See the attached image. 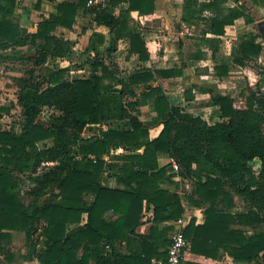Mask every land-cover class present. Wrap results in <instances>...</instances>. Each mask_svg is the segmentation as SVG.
<instances>
[{
  "label": "trees",
  "instance_id": "trees-1",
  "mask_svg": "<svg viewBox=\"0 0 264 264\" xmlns=\"http://www.w3.org/2000/svg\"><path fill=\"white\" fill-rule=\"evenodd\" d=\"M42 1L35 0L32 8L39 10ZM47 1L55 3L56 11L41 16L35 32L21 36L14 21L19 0H0V50L36 49V56L28 58L32 68L27 78L20 80L21 131H0V253L5 252L8 232L20 231L29 255L39 264H152L153 259L166 260L170 228L158 225L177 221L184 208L178 193L160 187L174 175L169 173L170 166H159L157 155L165 153L179 165L175 175L193 184L191 204L205 206L204 222L195 225L191 221L183 229L190 253L215 260L222 253L235 264H264V212H260L264 205V93L249 91L245 108H237L230 94L204 90L213 108L210 119H216L210 123L171 105L160 87L148 86L162 124L159 134L150 138L136 114L135 86H147L156 76L181 75L182 68L154 73L146 68L120 76L99 57V51L109 57L116 42L126 39L127 55L147 61L150 55L144 37L130 14H152L155 0H108L103 8L87 7V0ZM225 2L183 0L181 19L202 20L207 32L217 36L239 18L253 23L245 3L231 8ZM121 3L127 7L115 14ZM78 10L92 14L97 26L108 29L110 39L104 46L102 34H91L85 47L94 53L90 69L86 75L70 79L69 67L57 68L48 60L70 54L72 43L55 31L58 27L74 30ZM204 11L210 16L202 17ZM259 37L264 39L257 29L239 39L234 64L244 66L261 54L264 46L256 42ZM203 41L213 53L217 51L219 40ZM190 58L201 56L193 53ZM214 71L216 76H224L227 66H216ZM183 96L185 101L194 99L191 88L184 89ZM44 107L57 113L39 125L36 119ZM107 123L108 128L102 130ZM93 127L97 135L82 136ZM48 140L49 145L38 148L37 143ZM120 150L123 153H117ZM255 161L259 163L257 172L252 168ZM45 162L54 165L34 177L37 184L29 193L32 200L25 205L14 173H35ZM104 174L116 179V188L101 185ZM233 194L249 208L235 211ZM149 207L153 226L147 238L136 229ZM118 242H124L125 252L116 246ZM183 264L204 263L187 257Z\"/></svg>",
  "mask_w": 264,
  "mask_h": 264
},
{
  "label": "crops",
  "instance_id": "crops-1",
  "mask_svg": "<svg viewBox=\"0 0 264 264\" xmlns=\"http://www.w3.org/2000/svg\"><path fill=\"white\" fill-rule=\"evenodd\" d=\"M58 2L62 0H56ZM203 1V0H200ZM252 1V2H251ZM35 0H19V7L15 9L14 12V21L19 24V34L24 36L26 34H30L35 32L36 23L41 19V16H48L51 13L56 11V6L54 2H50L47 0H43L39 10L33 9V3ZM108 0H102L100 7L107 6ZM242 3H245L249 8V15L252 17L250 6H259V8L264 9V2H260V0H226V7H237ZM263 5H262V4ZM31 4V6H30ZM254 4V5H253ZM182 5L183 0H155L154 2V11L149 15H139L136 12H132L130 15V20L135 23L145 40L146 48L149 53V59L145 62L139 60L136 55H127L128 51V43L126 39H119L116 42V49L114 52L108 54L105 51H99V57H101L106 64H110L112 68H115L116 72L120 76H128L139 69H151L152 72L158 70H171V69H181V75H174L170 77H159L156 76V80L150 82L147 86L144 84L136 85L135 91L137 93V101L138 106L136 108V114L139 120L148 128L149 137H156L162 129V124L159 123L157 116L155 114L154 109V99L155 96H148L149 88L148 86L160 87L163 91L164 95L167 97L169 103L173 106H177L184 111L192 114L193 116H199L202 119L208 121V118L205 117V114H199L201 112L210 111L213 112V108L210 103V96L208 92L204 90L213 89L222 93V88H226L225 82L231 73L233 68L242 69L244 74L248 75V79H253L256 81V75L247 66V62L244 66H238L233 63V55L236 51V46L239 39L246 33L254 31L255 21L253 23H245L243 18H239L233 22L232 25H227L224 27V34L221 36L214 35L210 32H207V26L202 20H190L189 22H185L181 19L182 16ZM31 7V10L30 8ZM126 3H121L118 8L115 9V14L119 11V9L126 8ZM23 8H27L28 11H25ZM28 12V13H27ZM206 18L210 16L209 11H204L201 15ZM253 19V18H252ZM75 29H79V25L81 23V30H85V34L81 36V33L77 31L74 33L73 30H67L61 27H58L55 31V35L62 37L63 39H67L72 43V48L70 54L65 58H55L49 59V61L53 62V65L57 68L69 67L70 73L69 78L72 79L76 76H71L72 73H78L83 69L84 65H76L74 61H70L68 58L71 55H75L85 52L87 54V58L85 60V65L89 68V60L93 58L94 53L88 52L85 47L88 42L89 37L93 33H100L104 36L105 45L107 41L110 39V35L108 29L104 26H97L92 21V14L83 12L82 10H78L75 17ZM254 25V26H253ZM74 29V30H75ZM164 29V30H163ZM204 32L205 35H204ZM80 33V34H79ZM80 35V41L84 42L83 48L79 50L77 48L76 40H78V36ZM214 39L219 40V44L217 46V51L213 53L212 49L209 48L203 40ZM262 38L259 37L257 39V43L263 45V42H260ZM264 41V39H262ZM186 47V48H184ZM28 48L25 47H14L8 48L5 50H0V55L10 56V58L16 57L21 54L22 49ZM183 48L189 51L187 52V56L183 52ZM193 53H199L200 59H191ZM264 54V47L261 51V54L258 57L252 58L255 61L258 58H261V55ZM250 59V60H252ZM248 60V61H250ZM184 64L186 67H183ZM75 65V64H74ZM225 65L227 66V74L224 76H216L214 68L216 66ZM264 65V64H262ZM75 70H74V69ZM14 73V72H10ZM253 75V77H252ZM252 77V78H250ZM2 81H9L10 79H5L0 76V85ZM192 89V93L194 95V99L192 101H185L183 96L184 89ZM224 94V93H223ZM129 100V99H127ZM135 111V110H134ZM133 111V112H134ZM212 115V114H211ZM210 115V117H211ZM209 117V118H210ZM102 130H106L108 128V123L103 124ZM98 134V131L93 127V129H85L82 133L83 137L95 136ZM140 152V151H137ZM117 153H123L120 150ZM105 160L109 158L104 157ZM169 156L165 153H159L157 155V160L159 166L168 165L170 166ZM171 167V166H170ZM173 171V170H172ZM170 171L169 173H173L171 180L168 182H161L160 187L166 188L170 191H175L181 197V204L184 208V213L182 214V220L184 228L193 221L195 225H200L204 222V209L205 206H194L189 203L187 197H182L180 194L183 191V187H180L179 181L176 180V176L174 171ZM168 177V175H166ZM185 182V180H184ZM182 183V186L184 184ZM100 183L102 186L107 188H116L117 182L115 178L109 177L106 174L102 175L100 178ZM193 197V196H192ZM195 198V197H194ZM152 207H149V210L144 213L142 218V224L136 229V233L141 235L142 237H149L150 228L153 226L151 219ZM115 218V216H113ZM178 221H170L162 223L159 228L165 226L169 227V236L179 228ZM18 231H9V237L3 242V247L5 249L6 245L10 242L11 237L13 238ZM22 233V232H21ZM24 234V233H23ZM25 237V235H24ZM150 240V239H149ZM26 244V239H25ZM12 245V244H11ZM10 244L8 245L11 249ZM27 245V244H26ZM116 246L123 252L126 251L124 242L116 243ZM28 247V246H27ZM28 250V248H27ZM11 252L13 250L11 249ZM3 262L5 264H13L17 263V260L14 254L9 253L6 249L4 253H0L3 255ZM2 258V256H0ZM14 257V259H13ZM191 259L193 261H198L206 264H235L232 262L231 258L226 254H219V257L215 259L203 258L194 254H191L190 251L186 254L185 258ZM23 259L20 264H39L37 260L27 254V258ZM157 259H153L156 261Z\"/></svg>",
  "mask_w": 264,
  "mask_h": 264
},
{
  "label": "rangeland",
  "instance_id": "rangeland-1",
  "mask_svg": "<svg viewBox=\"0 0 264 264\" xmlns=\"http://www.w3.org/2000/svg\"><path fill=\"white\" fill-rule=\"evenodd\" d=\"M260 2H264V0H260ZM29 8L31 10V7ZM250 8L252 13V18L255 21L254 31H257L256 25L259 22L264 21V9L259 8V6L257 5L250 6ZM81 28L82 27L80 23L79 29L73 30L74 33L79 31L81 33V36H83ZM81 36L79 35L78 40H76L78 46L77 48H79V50L83 48V44L85 42V41L84 42L80 41ZM260 42H263L264 45V41L262 39L260 40ZM184 48H183V52L187 56V52L189 51V49L186 50ZM34 56H36V49L34 47H28L26 49H22L21 54L13 58H10V56L0 55V76H2L5 79H10V82L2 81L0 85V131H10V132L21 131L22 123L24 121V116H23V110L21 106L18 104V97L20 95V87H21L20 80L27 78L28 76L27 72L32 68V64H31L32 62H30L28 58L29 57L32 58ZM86 58H87V54H85V52L78 54L77 57L75 55H71L68 58L70 61L71 60L74 61L75 65L73 64L72 66L84 65L81 71H79L78 73L74 72L72 73L71 76H81V75H86L88 73L89 71L88 66L85 65ZM48 64L51 65L53 64V62L48 60ZM262 64H264V54L261 55V58L259 57L257 61H255L254 59L247 61V66L250 67V69L256 75L257 78L256 81H254L253 79H248L249 74L248 73L247 75L244 74L242 69L239 68H233L231 70L229 78L226 81H224L226 88H222V93L230 94L232 96L235 107L245 108V99L249 95V91H256L257 89H259L261 92L264 93V65ZM10 72H14V73L10 74ZM56 113L57 112L53 108L44 107L41 109L40 113L38 114L36 122L39 125H41V123H45L47 120H49V118H51ZM199 114L201 115L205 114V117L208 118V121L210 123L216 120V119L211 120L209 118L210 115L212 114L210 113V111H207L205 113L199 111ZM45 144L49 145L50 141L48 140L46 142H39L37 143V146L39 149H41ZM50 167H51L50 165L41 164L35 173H28V172L14 173L13 171L19 183L18 186L19 197L25 205L31 202L32 200V197L29 196V193L37 184V182H35L34 180V177L37 178L38 176L41 175V173L47 171ZM252 168L255 172H257L259 169V163L257 161L253 162ZM176 180L179 181L180 183L179 188H181L184 180L180 176H178V178L176 177ZM190 185H191L190 194L184 193L185 192L184 189L180 194L182 197H184V199L185 197H187L189 203H191L189 198H192L193 190H194L193 184L191 182ZM233 198H234L235 211H244L249 208V204L244 202L240 197L233 194ZM260 212H264V205L262 206V210ZM183 223L184 222L182 221V225ZM180 226L181 224L179 225V227ZM248 231H250V229H248ZM35 236L37 237L38 235L36 234ZM9 244L10 245L12 244L10 247L13 250V252H11V249L8 246ZM27 248L28 247L25 244L24 234L23 232L21 233L20 231H18V233L15 234L13 238L11 237L10 242L5 247V249L9 253L14 254V256L17 257L16 259L19 260L17 263H13V264H20V262L23 261V259L21 258H27V254H28ZM0 256H2V258L0 257V264H5V262H3L4 254Z\"/></svg>",
  "mask_w": 264,
  "mask_h": 264
},
{
  "label": "built area",
  "instance_id": "built-area-1",
  "mask_svg": "<svg viewBox=\"0 0 264 264\" xmlns=\"http://www.w3.org/2000/svg\"><path fill=\"white\" fill-rule=\"evenodd\" d=\"M102 3V0H87V7H94V8H100ZM172 168V170L177 173L179 171V165L178 163L170 158L168 162ZM42 165H54L53 162H45L42 163ZM178 178V175L176 176ZM190 181L186 180L183 184L184 193L190 194L191 188H190ZM181 226L176 229L170 236V242L166 249L167 257L166 260H156L153 261L152 264H183L184 258L186 254L189 252L190 249V243L187 241V239L184 236L183 229L184 225H182V219L177 220Z\"/></svg>",
  "mask_w": 264,
  "mask_h": 264
},
{
  "label": "water",
  "instance_id": "water-1",
  "mask_svg": "<svg viewBox=\"0 0 264 264\" xmlns=\"http://www.w3.org/2000/svg\"><path fill=\"white\" fill-rule=\"evenodd\" d=\"M257 29H258V31H259L261 34L264 35V21L259 22V23L257 24Z\"/></svg>",
  "mask_w": 264,
  "mask_h": 264
}]
</instances>
